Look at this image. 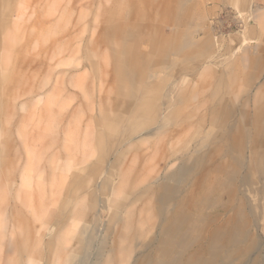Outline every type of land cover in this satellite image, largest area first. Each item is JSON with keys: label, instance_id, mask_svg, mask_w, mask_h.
Instances as JSON below:
<instances>
[{"label": "rangeland", "instance_id": "rangeland-1", "mask_svg": "<svg viewBox=\"0 0 264 264\" xmlns=\"http://www.w3.org/2000/svg\"><path fill=\"white\" fill-rule=\"evenodd\" d=\"M227 2L0 0V264L143 263L159 254L161 222L149 218L147 202L115 201L127 192L124 178L138 179L143 188L137 191L145 190L144 183L167 185L170 208L177 211L184 199L203 188L218 190L231 177L237 178L241 201L200 213L187 208L199 214L201 233L165 259L264 264V165L256 167L247 151L238 173L230 164L225 173L176 180L173 172L191 165L196 142L188 153L162 159L160 119L146 126L147 118L134 112L135 105L149 101L160 111L164 106L163 114L184 100L193 114L235 103L237 124L243 104L264 98V0H249V8ZM170 14L185 20L176 24L167 19ZM186 41L191 47L184 49ZM249 44L259 48L262 59L247 68L241 56ZM124 45L131 58L153 50L158 64L147 69L139 55L136 70L167 81V91L158 83L143 84L141 76H123L111 57ZM162 48L168 50L165 60L159 58ZM226 82H233L229 90ZM103 109L109 112L107 127ZM206 127L212 128L210 122ZM185 131L181 128L164 149L180 142ZM243 219L248 229L242 240L253 242L254 250L244 261L230 259L234 247L214 237ZM77 244L86 249L73 261Z\"/></svg>", "mask_w": 264, "mask_h": 264}, {"label": "bare ground", "instance_id": "bare-ground-1", "mask_svg": "<svg viewBox=\"0 0 264 264\" xmlns=\"http://www.w3.org/2000/svg\"><path fill=\"white\" fill-rule=\"evenodd\" d=\"M253 16L255 17V15ZM172 17H173L172 15L170 17L168 16L167 19L172 20V22L174 21L176 24L182 23L185 20L181 18L172 19ZM174 17L176 16L174 15ZM258 19L259 20L262 19V13L258 16ZM119 33H121V31ZM174 34L177 35L176 32ZM119 41H120L119 43H122L124 41V37L119 35ZM183 46L184 49L191 47L189 46V41H186ZM162 49L163 51L160 53L159 58L165 60L164 55H166L168 50L167 48H162ZM232 49L234 48L232 47ZM115 51L116 53L114 56L111 57V60H113V62L121 68L120 71L123 70L122 71L123 76L126 75L129 79L131 78L137 79L140 78L141 76L143 84L150 86L154 83H158L161 85L162 91L168 90L166 83L167 81L165 82L158 80L157 82L159 76L157 77L154 73L149 74V70L147 71V73H141V74L136 70V68H138L139 65H137L134 60L135 57L139 58V55L145 60L144 62L146 63L145 66L147 69L149 67H153L158 64V60L157 62H155V59L153 58V56L155 55L153 50L152 53H149V51H145L144 55L136 53L135 57L133 58L129 57V51L125 45L123 47L119 46V48L115 49ZM242 52L243 54L241 58H242V63L244 64L245 67H247V64L249 65L259 64L262 59L261 55L259 54L260 53L259 48L255 46L252 47L250 44L246 45V47L244 48V50H242ZM108 60L110 59L108 58ZM244 75H247L246 77L249 76L248 78L253 76L252 74L249 73ZM135 82L137 84L139 83L138 81ZM232 84L233 82L225 83V85H227L228 90H229V86H232ZM231 90L232 89H230V92ZM148 92L149 95L150 93L152 94L151 91ZM154 93L155 92H153L151 99L156 98V95H154ZM181 99H183V97ZM186 103L187 100H184L182 107L174 106L172 110L168 109L166 114L162 113V111H164L162 107L164 106L161 107V111H160L159 109H156L153 106V103H151V101H149L148 103L143 102L141 105L138 104L134 106V112H136L135 114L138 115L142 114L144 117L147 118L146 126L152 125L151 122L153 123V125H155L156 120L160 119L159 125H160V133L162 135L161 142L163 144L162 154H161L162 159H166V158L169 159L170 157H175L179 152L182 153L185 151L186 153H188L189 152L188 147L192 146L191 144L193 142H196V145L198 144L197 147L195 145L193 156L191 155L188 157L189 162L191 161L190 163L191 165L187 167L182 165L181 167L175 169L172 175L174 179L184 181L190 177L192 178L193 175L199 176V175H206L208 173L217 175L222 172L225 173V170L227 171L226 168L229 167L230 164L235 168L234 173H238L239 168L241 167V165H243V160L245 158V153L247 154V151L252 154L253 157L251 161H253L254 159L253 163H256V167L257 165L260 166L264 165V150H263L264 149V98L259 99L253 106H250L248 102L243 104L242 108L240 109L242 121L241 123H237V124H234L232 121V118L236 114L235 109L238 108L235 103H231L230 105L223 106V108L219 112L206 111L203 114H199L197 112L193 114L192 112L189 111L188 109L189 105H186ZM103 111L104 113L101 122L102 124H104V126L107 127L106 123L110 119L108 115L109 112H106L105 109H103ZM209 122L212 127L211 129H208L206 127ZM193 126L195 127L196 132L192 131ZM190 127H192L191 130ZM181 128L186 129L184 135L182 134L179 135L180 136L179 140L181 141L171 145L169 147L172 148L170 151H168L169 148L164 149L166 143L168 141H171L173 137L180 131ZM169 129L170 132H168ZM218 157H222V160L216 162L215 160ZM143 177L147 178L148 175H145ZM85 182H86L85 179L81 182L82 188L84 189H85L84 185L86 184ZM139 182L140 181L138 179L134 178L132 182L128 183L125 182V178H124L121 182V187L127 189V192L119 194L116 197L115 201L116 202L118 201L121 204L125 203L124 205L129 204L131 201L133 202V200L135 203L138 201L147 202L146 209L148 210L149 218L152 220L155 218L154 219L155 223L161 222L160 229L163 238L161 241L159 254H157L156 257L147 259L146 261L140 264H171L165 258L166 257L173 258L174 251L172 249L184 245L185 243H187L188 240L194 238L195 236L197 238L199 237L198 234L201 233V226L199 225V214L197 212L192 213V210L187 208L194 206L195 209L198 210L200 213L202 210L206 209L211 205H223L224 203L227 202L237 203V201H241L237 197L238 181L236 177H231V179H229L227 184L225 185H223L222 183L219 184L217 186V188L220 187L218 190H209L203 188L200 192L194 193L193 196L191 195L190 197L184 199L181 204H178L176 206L177 211H175V207H173L174 210L170 208V204L173 202L172 201L173 196L171 195L172 191L170 187H168L167 185L159 186L155 184L144 183L143 185L145 190L137 191L139 188H143L139 186L138 184ZM143 182L144 181H142L141 183ZM157 201L161 203L160 207H158L157 205L155 206V202L157 203ZM149 205L151 207H149ZM156 218L158 219V221L156 220ZM247 229L248 226L246 219H243L241 224L235 225L233 228L229 230V232L224 233L221 236H218V234L216 233L214 237V242H219L220 244L227 247L228 246L234 247L233 253L229 255L230 256L229 258L230 259L240 258V260L244 261V259L248 258L251 252L254 250L253 242L247 243V242H243L242 240L245 238L247 234L246 233ZM86 231L87 230L82 231L84 237H86L87 235ZM131 239H132V235L129 236V241ZM85 249H86V245L84 246V244L75 245L72 248V252L75 254V257L73 256L72 260L74 261L76 255H78L79 253L83 254ZM124 257L127 258V254H125ZM122 264H129V261L128 262L123 261Z\"/></svg>", "mask_w": 264, "mask_h": 264}, {"label": "crops", "instance_id": "crops-1", "mask_svg": "<svg viewBox=\"0 0 264 264\" xmlns=\"http://www.w3.org/2000/svg\"><path fill=\"white\" fill-rule=\"evenodd\" d=\"M233 2V4H239L240 6H241V8H243V7H246V8H249V7H247V6H249L248 4V2H249V0H226V2ZM263 15H264V13H263Z\"/></svg>", "mask_w": 264, "mask_h": 264}]
</instances>
